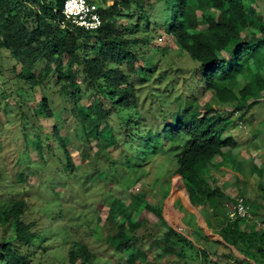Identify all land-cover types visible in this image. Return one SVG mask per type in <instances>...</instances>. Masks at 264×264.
Listing matches in <instances>:
<instances>
[{"label": "trees", "instance_id": "16d2710c", "mask_svg": "<svg viewBox=\"0 0 264 264\" xmlns=\"http://www.w3.org/2000/svg\"><path fill=\"white\" fill-rule=\"evenodd\" d=\"M64 1L0 0V50L7 52L10 62L9 69L0 68V77L4 83L15 81L18 102L29 109L35 101L30 92L39 87L43 93L41 110L47 118H56L60 113L52 108L48 91L58 92L69 102L66 110L86 144L104 136L111 127L113 132L105 137L102 152L109 155L108 148L119 143L128 150L123 155L125 163L129 150L138 155L152 153L160 158L156 161L159 165L168 160L172 168L162 178L163 183L180 187L182 201L189 207L202 208L209 214L223 213L231 199L215 180L209 182L211 175H206L219 158L231 160L239 146L236 137L222 136L234 123L228 110L244 113L258 102V93L264 99V15L258 12L254 0H113L110 6L107 0H97L103 25L95 30L70 23L62 28ZM125 16L128 22L120 25L119 20ZM162 31L197 61L189 70L202 87L212 92L216 103H200L194 96L175 113L150 118L140 113L137 63L158 47ZM241 79L246 82L235 91L233 86ZM87 93H97L101 98L81 108L79 102ZM16 108L23 130H33L27 133L31 134L32 148L48 163L41 131L44 118L36 111L26 116L21 105ZM101 123L105 124L102 129ZM51 138L58 143L51 149L56 150L63 170L71 172L75 165L57 125L46 134V139ZM101 151L94 154L97 159ZM92 164L101 170L99 161ZM234 164L233 168L239 170L240 165ZM251 174H257L259 187L264 188L263 169L254 167ZM113 198L105 219V240L113 250L128 253L127 264H168L170 261L157 263L149 258V250L154 247H160L159 254L185 259L187 248L193 244L188 237H181L172 218L158 204L147 203L144 196ZM251 205L253 214L264 219V197H256ZM27 208L24 199L0 205V226L4 232L11 228L15 231L13 239L0 236V264H43L45 257L38 258L37 247L44 239L39 242L36 224L24 220ZM142 209L153 212L168 230L163 232L151 221L139 220L137 214ZM243 224L244 220L227 218L220 227L210 226L205 239L216 247L212 252L202 246V264H217L218 257L225 264H264L263 231L254 223L242 229ZM42 247L48 252L47 246ZM97 258L85 243H69L68 264H77L78 259V264H93Z\"/></svg>", "mask_w": 264, "mask_h": 264}, {"label": "rangeland", "instance_id": "374dc122", "mask_svg": "<svg viewBox=\"0 0 264 264\" xmlns=\"http://www.w3.org/2000/svg\"><path fill=\"white\" fill-rule=\"evenodd\" d=\"M254 3L258 12L264 15V0H254ZM128 20V17H122L119 24L123 25ZM201 27L206 29L207 26ZM156 43L158 47L150 49L149 54L137 63L136 84L140 95V113L147 115V118L175 113L186 106L194 96L200 103L217 102L212 92L202 87L189 70L198 64L197 61L178 48L172 36L162 31ZM6 55L5 50H0L2 70L10 68ZM221 57L225 58L226 55L221 54ZM262 74L264 75V68ZM245 82V79H241L234 85L235 91H238ZM17 91L15 81L4 83V79L0 77V205L18 199L27 202L28 208L23 218L36 224L38 241L44 239L42 246L48 248V252H44L42 246L37 247L38 258L45 257L43 264H68L66 256L69 243L73 240L85 243L97 254L98 258L93 264H127L128 253L113 250L105 240L108 233L105 219L113 196L125 200H129L131 196H144L147 203L158 204L164 214L172 218L173 225L181 237L190 239L193 246L187 248L185 259L167 253L159 254L160 247L150 249L149 258L157 263L170 261L168 264H202L203 257L200 252L202 246L214 251L216 246H212L211 240H206L205 236L207 237L210 226L220 227L227 221L226 208L223 213L217 211L209 214L202 208L194 209L183 202L181 188L162 181L168 174L167 170L172 168L171 162L162 160V165H159L156 161L160 158L156 155L132 154L129 150L125 163L123 155L128 150L125 145L119 143L110 146L108 148L110 154L107 155L101 150L105 137L113 132L111 127L106 130L104 136L93 139L91 144H86L80 137V128L71 118L70 111L66 110V107H70L69 102L58 92L51 90L48 94L52 99V108L60 114L56 118H47L40 108L43 93L39 87L30 92L35 96V101L28 103L29 109L18 102ZM257 97L258 102L244 113L239 111L236 115V109L229 108L228 113L234 123L229 130L223 131L222 136L237 137L239 146L236 151L239 154L235 161L219 158L215 164L210 165V173L206 175V177L211 175L209 182L213 183L215 180L230 199L244 197L248 200L250 208L256 197H264V188L259 187L261 179L257 174L248 178V173L253 171L254 167L262 168L264 171V99L262 93H258ZM100 98L101 95L97 93H87L79 102V106L84 108L96 103ZM18 105H21L26 116L36 111L39 117L44 118L45 124L41 131L50 163L45 162L32 148V137L27 133L33 130L29 129L27 133L23 130L21 113L16 108ZM250 111L253 117H250ZM239 120L246 124V128L239 126ZM54 125H57L75 165L71 172L63 170V164L55 155L56 150L51 149V145L58 143L53 138L46 139V134L53 132ZM104 127L105 124L101 123L100 128ZM255 139L256 144L253 145ZM258 148L260 152H257ZM97 151H101L99 159L94 156ZM93 161L100 162L101 170L93 168ZM236 162L240 165L239 170L233 168ZM137 218L151 221L163 232L168 230L166 224L151 211L142 209ZM206 220L210 223L208 224ZM241 228L245 229L246 224ZM0 236L7 240L13 239L15 231L11 228L4 232L0 226ZM80 261L81 259H78L77 264ZM217 264H225V261L218 257Z\"/></svg>", "mask_w": 264, "mask_h": 264}, {"label": "built area", "instance_id": "2783aa9c", "mask_svg": "<svg viewBox=\"0 0 264 264\" xmlns=\"http://www.w3.org/2000/svg\"><path fill=\"white\" fill-rule=\"evenodd\" d=\"M113 3V0H107L106 5L110 6ZM62 13L64 15V20L61 22L62 28H65L67 23L86 30H95L103 25L102 15L94 0H65ZM238 114L239 112L236 111V115ZM239 126L246 128V124L242 120H239ZM225 208L228 220L241 219L246 224L254 223L264 233V219L253 214L244 197L237 196L227 201Z\"/></svg>", "mask_w": 264, "mask_h": 264}, {"label": "crops", "instance_id": "0c3cea01", "mask_svg": "<svg viewBox=\"0 0 264 264\" xmlns=\"http://www.w3.org/2000/svg\"><path fill=\"white\" fill-rule=\"evenodd\" d=\"M249 115H250V117H253V114H252V111H250L249 112ZM230 128H228V130H229ZM253 130H254V128H253ZM250 133H252V130L250 129ZM229 136H231V135H229ZM234 137H236V136H234ZM236 139H237V137H236ZM256 139H255V141L253 142L254 144L253 145H255L256 143ZM257 152H260V148H258L257 149ZM239 154V152H237V151H235V154L233 155V157L231 158V161L232 160H236V156ZM230 160V159H229ZM236 163H238V162H236ZM252 177V174H251V172H249L248 173V178L250 179ZM247 177H245V179H246ZM223 191H225L224 189H223Z\"/></svg>", "mask_w": 264, "mask_h": 264}]
</instances>
